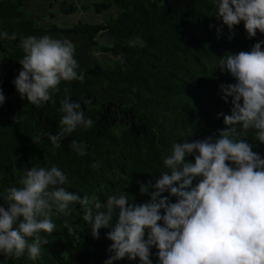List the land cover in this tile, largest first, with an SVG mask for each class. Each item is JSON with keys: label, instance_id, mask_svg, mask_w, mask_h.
<instances>
[{"label": "trees", "instance_id": "1", "mask_svg": "<svg viewBox=\"0 0 264 264\" xmlns=\"http://www.w3.org/2000/svg\"><path fill=\"white\" fill-rule=\"evenodd\" d=\"M31 1L0 0V30L16 34V40H0V89L5 95L0 105V191L16 185L34 164H56L67 175L65 187L81 196L95 192L105 199L125 190L135 203L148 200L140 184L153 179L151 173L159 174L161 155L173 142L202 139L226 127L223 115L217 114L230 113L231 104L221 98L218 86L234 78L217 69V59L226 52L248 51L264 39L259 31L249 38L243 22L230 32L211 15L209 0H43L40 19L31 11ZM84 14L88 17L69 26L55 23L60 16ZM45 34L73 43L85 78L61 81L53 94L55 103L37 107L20 98L12 81L22 67L17 61L24 54L20 38ZM137 36L143 46L132 43ZM65 95L81 103L92 126L66 135L55 150L46 135L33 143L31 137L41 132H59L58 109ZM246 139L253 151L264 155V144L251 134ZM73 140L87 145L86 155L72 150ZM95 161L99 166L93 168ZM70 208L69 215L53 218L56 228L44 234L48 243L36 261L26 255L5 259L2 254L0 260L102 264L111 243L105 237L108 229L94 239L82 219L83 209L78 204ZM114 264H138V258Z\"/></svg>", "mask_w": 264, "mask_h": 264}, {"label": "clouds", "instance_id": "2", "mask_svg": "<svg viewBox=\"0 0 264 264\" xmlns=\"http://www.w3.org/2000/svg\"><path fill=\"white\" fill-rule=\"evenodd\" d=\"M209 3L211 15L230 32L243 22L249 38L257 31L264 34V0ZM6 38L16 40V34L0 30V40ZM132 43L144 42L137 36ZM262 45L264 39L248 51L226 52L217 59V69L234 78L218 86L221 98L231 104L230 113L217 114L223 115L226 127L202 139L173 142L161 155L159 174L151 173L153 179L140 184L148 200L135 203L125 190L105 199L95 192L81 196L65 187L67 175L56 164L26 169L16 185L0 191V254L36 261L48 243L44 234L56 228L53 218L69 215L70 205L78 204L94 239L101 229H108L105 237L111 243L102 264L125 258H138V264H264V155L253 151L246 139L251 134L264 144ZM19 47L22 67L12 83L20 98L32 105L55 103L53 94L61 81L85 78L68 39L28 35L20 38ZM4 102L0 89V105ZM58 111L59 132H41L31 137L33 143L46 135L55 150L66 135L93 124L81 103L67 95ZM71 148L77 155L87 154L83 142L73 140ZM98 166L99 161L91 164Z\"/></svg>", "mask_w": 264, "mask_h": 264}, {"label": "rangeland", "instance_id": "3", "mask_svg": "<svg viewBox=\"0 0 264 264\" xmlns=\"http://www.w3.org/2000/svg\"><path fill=\"white\" fill-rule=\"evenodd\" d=\"M68 1L73 2V3H75V2L81 3L82 1H84L86 3L93 2V0H68ZM43 2H44L43 0H32L30 2V5H29L31 11L36 15V17L38 19L41 18L42 13L45 11V7L43 6ZM87 17H88L87 14H84L83 16L76 15V16L68 18V19H66V16H60L59 18H57L55 20V23L59 26H69V25H72L71 22H75L79 18H87Z\"/></svg>", "mask_w": 264, "mask_h": 264}]
</instances>
